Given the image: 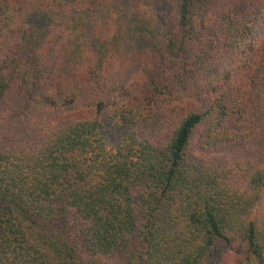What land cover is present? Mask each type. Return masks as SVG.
<instances>
[{"label": "trees", "instance_id": "trees-1", "mask_svg": "<svg viewBox=\"0 0 264 264\" xmlns=\"http://www.w3.org/2000/svg\"><path fill=\"white\" fill-rule=\"evenodd\" d=\"M230 253L264 264V0H0V264Z\"/></svg>", "mask_w": 264, "mask_h": 264}, {"label": "rangeland", "instance_id": "rangeland-1", "mask_svg": "<svg viewBox=\"0 0 264 264\" xmlns=\"http://www.w3.org/2000/svg\"><path fill=\"white\" fill-rule=\"evenodd\" d=\"M164 7L165 3L160 2L158 9L159 15L163 13ZM124 53H126V51H124ZM155 56L156 54L150 41L147 38H142L137 44L133 45V47L131 48V52L126 53L124 63L119 64V67L123 69L121 73H127V71L124 72V70H129V68L127 67L130 65L131 61H135L138 65L151 64L152 61H154ZM136 68L137 67H135L134 69ZM131 74L134 76L137 74V71ZM240 260L241 259H239L235 254L230 253L228 254V257H226L224 264H243Z\"/></svg>", "mask_w": 264, "mask_h": 264}]
</instances>
